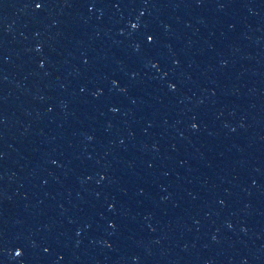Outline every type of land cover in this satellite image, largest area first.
<instances>
[{"label":"water","instance_id":"obj_1","mask_svg":"<svg viewBox=\"0 0 264 264\" xmlns=\"http://www.w3.org/2000/svg\"><path fill=\"white\" fill-rule=\"evenodd\" d=\"M85 264H264V80L165 170Z\"/></svg>","mask_w":264,"mask_h":264}]
</instances>
